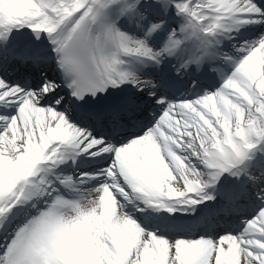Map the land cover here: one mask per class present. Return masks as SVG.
I'll list each match as a JSON object with an SVG mask.
<instances>
[{
    "label": "snow or ice",
    "instance_id": "6c2138e0",
    "mask_svg": "<svg viewBox=\"0 0 264 264\" xmlns=\"http://www.w3.org/2000/svg\"><path fill=\"white\" fill-rule=\"evenodd\" d=\"M0 264H264V0H0Z\"/></svg>",
    "mask_w": 264,
    "mask_h": 264
},
{
    "label": "bare ground",
    "instance_id": "6f19581e",
    "mask_svg": "<svg viewBox=\"0 0 264 264\" xmlns=\"http://www.w3.org/2000/svg\"><path fill=\"white\" fill-rule=\"evenodd\" d=\"M44 41H46V43H47V39H46V37L44 38ZM19 77V75H15V78H18ZM183 97H185V95H183ZM41 175H43V173L41 174ZM203 207V206H202ZM242 212L245 214V211H243L242 210ZM161 215V214H160ZM155 216H156V214H152V216L149 218V220H151V219H155ZM144 219V218H143ZM220 220L222 221V218H220Z\"/></svg>",
    "mask_w": 264,
    "mask_h": 264
}]
</instances>
